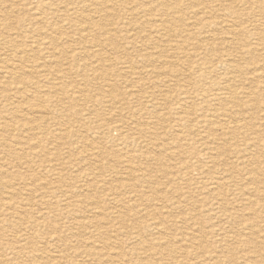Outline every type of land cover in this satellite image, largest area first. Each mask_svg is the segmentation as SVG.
Masks as SVG:
<instances>
[{
    "label": "rangeland",
    "instance_id": "obj_1",
    "mask_svg": "<svg viewBox=\"0 0 264 264\" xmlns=\"http://www.w3.org/2000/svg\"><path fill=\"white\" fill-rule=\"evenodd\" d=\"M263 190V0H0V264H264Z\"/></svg>",
    "mask_w": 264,
    "mask_h": 264
},
{
    "label": "bare ground",
    "instance_id": "obj_2",
    "mask_svg": "<svg viewBox=\"0 0 264 264\" xmlns=\"http://www.w3.org/2000/svg\"><path fill=\"white\" fill-rule=\"evenodd\" d=\"M264 1V0H263ZM166 2V1H165ZM87 3V2H86ZM183 3V2H182ZM43 4V3H42ZM46 4V3H45ZM165 4V3H164ZM48 5V4H47ZM183 5V4H182ZM243 5V4H242ZM47 7V6H46ZM221 7V6H220ZM242 7V6H241ZM48 8V7H47ZM186 8H188V7H186ZM110 9H112V8H110ZM262 9V8H261ZM91 10V9H90ZM89 10V11H90ZM131 10V9H130ZM234 10V9H233ZM252 10V9H251ZM250 10V11H251ZM258 10V9H257ZM51 11V10H50ZM55 12H56V10H54ZM92 11V10H91ZM94 11V10H93ZM198 12V11H197ZM52 14V13H51ZM138 14V13H137ZM141 14V13H140ZM187 14V13H186ZM111 15V14H110ZM183 15V14H182ZM260 15V14H259ZM137 16V15H136ZM134 17V16H133ZM148 17V16H147ZM152 17V16H151ZM168 18H169V16H168ZM65 19V18H64ZM68 19V18H67ZM205 19V18H204ZM172 20V19H171ZM227 20V19H226ZM65 21V20H64ZM134 21V20H133ZM153 21V20H152ZM229 21V20H228ZM134 22H136V21H134ZM80 23V22H79ZM133 23V22H132ZM132 23H131V25H132ZM154 23V22H153ZM159 23V22H158ZM161 23V22H160ZM244 25H246L245 23H244ZM255 25V24H254ZM134 26V25H133ZM227 27V26H226ZM87 28V27H86ZM91 28V27H90ZM123 29V28H122ZM129 29V28H128ZM223 29V28H222ZM232 30H236L235 29V27H234V29L233 28H231ZM41 30V29H40ZM135 30V29H134ZM161 30V29H160ZM209 30V29H208ZM228 30V29H227ZM237 30H238V28H237ZM57 31V30H56ZM108 31V30H107ZM187 32V31H186ZM224 32V31H223ZM39 33H40V31H39ZM58 33V32H57ZM132 33V32H131ZM247 33H249V32H247ZM219 34V33H218ZM161 35V34H160ZM234 35H235V33H234ZM162 36V35H161ZM236 36V35H235ZM88 37V36H87ZM163 37V36H162ZM233 37V36H232ZM89 38V37H88ZM186 38V37H185ZM92 39V38H91ZM236 39V38H235ZM42 40V39H41ZM228 41V40H227ZM262 41V40H261ZM44 42V41H43ZM235 42V41H234ZM85 43V42H84ZM257 44V43H256ZM98 46V45H97ZM254 46V45H253ZM257 46V45H256ZM255 46V47H256ZM53 47V46H52ZM117 47V46H116ZM153 47V46H152ZM170 47V46H169ZM187 47V46H186ZM171 48V47H170ZM97 49V48H96ZM85 50V49H84ZM183 50V49H182ZM237 51V50H236ZM200 52V51H199ZM210 52V51H209ZM231 52V51H230ZM238 52V51H237ZM59 53V52H58ZM99 53H102L101 51L99 52ZM174 54V53H173ZM238 54H239V52H238ZM149 58V57H148ZM246 58V57H245ZM147 60V59H146ZM245 60V59H244ZM5 62V61H4ZM158 63H159V61H158ZM253 63V62H252ZM173 65V64H172ZM202 65V64H201ZM4 66V65H3ZM6 66V65H5ZM204 66H206V65H204ZM240 66V65H239ZM21 67V66H20ZM177 67V66H176ZM191 67V66H190ZM208 67V66H207ZM189 68V67H188ZM35 69V68H34ZM134 69V68H133ZM190 69V68H189ZM230 69V68H229ZM161 71V70H160ZM187 71V70H186ZM254 71V70H253ZM5 72V71H4ZM15 74H16V72H15ZM15 74H13V75H15ZM141 74V73H140ZM232 74V73H231ZM261 77H263V76H261ZM143 78H145V77H143ZM95 80V79H94ZM127 81V80H126ZM235 82V81H234ZM233 82V83H234ZM231 83H232V81H231ZM100 84H102V81H101V83ZM99 84V85H100ZM106 87V86H105ZM104 88V87H103ZM111 88H112V85H111ZM114 88V87H113ZM238 88V87H237ZM212 89H214V88H212ZM107 90H108V87H107ZM208 90V89H207ZM220 90V89H219ZM233 90H236V89H233ZM261 90V89H260ZM149 92V91H148ZM154 92V91H153ZM152 92V93H153ZM169 92V91H168ZM209 92H210V90H209ZM230 92H232V91H230ZM236 92V91H235ZM254 92V91H253ZM147 93V92H146ZM233 93V92H232ZM142 94H144V93H142ZM250 94V93H249ZM247 95V94H246ZM253 96H254V93H253ZM205 97V96H204ZM224 97V96H223ZM163 102V101H162ZM211 102V101H210ZM117 103V102H116ZM235 104V103H234ZM201 105V104H200ZM181 106V105H180ZM242 106V105H241ZM185 108V107H184ZM237 109V108H236ZM204 110V109H203ZM238 110V109H237ZM192 111V110H191ZM215 111H217V110H215ZM228 112V111H227ZM214 113H216V112H214ZM231 114V113H230ZM233 117V116H232ZM231 117V118H232ZM88 118V117H87ZM181 119V118H180ZM212 119V118H211ZM233 119V118H232ZM110 121V120H109ZM217 121V120H216ZM232 121V120H231ZM230 121V122H231ZM222 123L224 122V121H221ZM118 123H120V122H118ZM158 123V122H157ZM219 123V122H218ZM222 123H220L221 125H222ZM117 124V123H116ZM201 124V123H200ZM209 124V123H208ZM207 124V125H208ZM219 124V125H220ZM225 124H227V123H225ZM230 124V123H229ZM219 125H218V127H219ZM223 125H224V123H223ZM228 125V124H227ZM235 125V124H234ZM209 126H210V124H209ZM212 126V125H211ZM216 126V125H215ZM236 126V125H235ZM213 127V126H212ZM227 127V126H226ZM230 127H232V125H230ZM187 128H189V127H187ZM126 129V128H125ZM154 129V128H153ZM162 130H163V128H161ZM177 129V128H176ZM210 129V128H209ZM224 129V128H223ZM120 130V129H119ZM222 130V129H221ZM13 131V130H12ZM133 131V130H132ZM216 131H217V128H216ZM145 132V131H144ZM151 132V131H150ZM181 132V131H180ZM218 132V131H217ZM146 133V132H145ZM182 133V132H181ZM186 133V132H185ZM196 133V132H195ZM213 133H215V132H213ZM212 133V134H213ZM147 134V133H146ZM188 134H190V133H188ZM222 134H224V133H222ZM202 136V135H201ZM204 136H205V134H204ZM233 136V135H232ZM129 137V136H128ZM231 137V136H230ZM250 138V137H249ZM143 141V140H142ZM228 142V141H227ZM152 143V142H151ZM256 146V145H255ZM18 147V146H17ZM12 146L11 147H8V149H10V151H12ZM253 148V147H252ZM258 148V147H257ZM261 148V147H260ZM249 149H251V148H249ZM246 151V150H245ZM244 152V151H243ZM93 153V152H92ZM240 154V153H239ZM234 155H235V153H234ZM249 156V155H248ZM202 157H204V156H202ZM240 157V156H239ZM245 157V156H244ZM199 158V157H198ZM206 158V157H205ZM208 160H209V158H208ZM210 161V160H209ZM127 162H129V161H127ZM130 165V164H129ZM263 165V164H262ZM227 167V166H226ZM233 168V167H232ZM255 168V167H254ZM184 169V168H183ZM225 169V168H224ZM219 170H221V169H219ZM232 171H233V169H232ZM140 172H142V171H140ZM224 172V171H223ZM245 172V171H244ZM220 173V172H219ZM213 176V175H212ZM215 177V176H214ZM255 177V176H254ZM261 177V176H260ZM227 178V177H226ZM257 179V177L255 178V180ZM260 180V179H259ZM220 181V180H219ZM217 182V181H216ZM246 182V181H245ZM257 182V181H256ZM254 183V182H253ZM262 183V182H261ZM203 184H205V183H203ZM216 184V183H215ZM223 184V183H222ZM234 184V183H233ZM239 184V183H238ZM251 184V183H250ZM256 184V183H255ZM206 185V184H205ZM210 186V184H207V186ZM220 185V184H219ZM218 185V186H219ZM211 187V186H210ZM224 187H226V185H224ZM249 187H251V185L249 186ZM256 187V186H255ZM255 187H253V188H255ZM215 188H217L216 186H215ZM252 188V189H253ZM217 189H219V188H217ZM222 189H224L223 187H222ZM256 189H257V187H256ZM244 190V189H243ZM264 191V190H263ZM262 191V192H263ZM247 192V191H246ZM264 193V192H263ZM239 194V193H238ZM251 194V193H250ZM254 194V193H253ZM247 195H248V193H247ZM256 195H258V194H256ZM255 195V196H256ZM262 195V194H261ZM249 196V195H248ZM210 197V196H209ZM242 197H245V194H244V196L242 195ZM217 198H219V197H217ZM250 198V197H249ZM261 199H262V197H261ZM1 200V199H0ZM220 200V199H219ZM263 200V199H262ZM261 200V201H262ZM260 201V202H261ZM255 202V201H254ZM263 204H264V202H262ZM250 207V206H249ZM201 208V207H200ZM247 208V207H246ZM250 208H252V207H250ZM244 209V208H243ZM158 210V209H157ZM161 210V209H160ZM165 210V209H164ZM245 211V210H244ZM163 212V211H162ZM165 212V211H164ZM163 212V213H164ZM225 212V211H224ZM249 212V211H248ZM157 213V212H156ZM209 213H210V211H209ZM166 214V213H165ZM260 216V215H259ZM258 216V217H259ZM196 217V216H195ZM238 217V216H237ZM261 217V216H260ZM259 217V218H260ZM192 218H194V217H192ZM248 218V217H247ZM246 218V219H247ZM251 218V217H250ZM255 219H256V217H254ZM253 218V219H254ZM252 219V220H253ZM149 221H152V220H149ZM249 221V220H248ZM254 221V220H253ZM121 223V222H120ZM249 223V222H248ZM253 223V222H252ZM158 224V223H157ZM236 224V223H235ZM249 224H251V223H249ZM254 224V223H253ZM155 226V225H154ZM153 226V227H154ZM158 226V225H157ZM255 226V225H254ZM258 228V227H257ZM144 229V228H143ZM160 230V229H159ZM145 231V230H144ZM166 231V230H165ZM258 231H260V230H258ZM146 232V231H145ZM163 232V231H162ZM138 233V232H137ZM142 233V232H141ZM154 233V232H153ZM158 233V232H157ZM144 234V233H143ZM162 234V233H161ZM134 235V234H133ZM135 235H137V234H135ZM222 235V234H221ZM229 235V234H228ZM155 236V235H154ZM168 236V235H167ZM144 237H146V236H144ZM165 237V236H164ZM147 238V237H146ZM166 238V237H165ZM161 239V238H160ZM167 239V238H166ZM164 240V239H163ZM231 240V239H230ZM239 240V239H238ZM242 242H244V241H242ZM163 243V242H162ZM240 243V242H239ZM259 243V242H258ZM165 244V243H164ZM246 245H248L247 243H246ZM256 245V244H255ZM160 246H162V245H160ZM167 246V245H166ZM258 247H260V245L258 246ZM262 247H264L263 245H262ZM149 249V248H148ZM171 249V248H170ZM197 249V248H196ZM195 249V250H196ZM150 250V249H149ZM259 250H261V248L259 249ZM172 251H174V250H172ZM141 252V251H140ZM261 252H262V250H261ZM257 253V252H256ZM147 254V253H146ZM257 254H259V253H257ZM91 255V254H90ZM151 255V254H150ZM156 255H158V254H156ZM176 255V254H175ZM164 256V255H163ZM211 256V255H210ZM235 256V255H234ZM237 256V255H236ZM254 256V255H253ZM259 256V255H258ZM262 255H260V257H261ZM133 257H135V256H133ZM233 257V256H232ZM147 258H148V256H147ZM209 258V257H208ZM250 258V257H249ZM263 258V257H262ZM140 259V258H139ZM233 259V258H232ZM260 259V258H259ZM212 261H213V259H212ZM219 263V262H218ZM222 263V262H221ZM254 263V262H253Z\"/></svg>",
    "mask_w": 264,
    "mask_h": 264
}]
</instances>
